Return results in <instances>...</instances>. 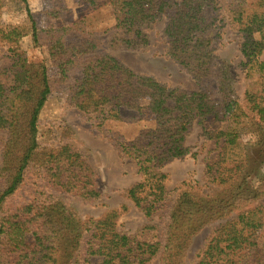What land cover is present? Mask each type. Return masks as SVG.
<instances>
[{
  "label": "trees",
  "instance_id": "1",
  "mask_svg": "<svg viewBox=\"0 0 264 264\" xmlns=\"http://www.w3.org/2000/svg\"><path fill=\"white\" fill-rule=\"evenodd\" d=\"M51 1L43 13L48 27L40 28L27 9L22 26L0 28L11 60L0 67V264H92V258L100 259L97 264H151L157 258L159 264H182L193 239L211 225L195 264H264V206L258 203L264 179L253 177L251 157L252 148L264 152V0H78L93 10L112 8L115 24L101 39L78 26L84 18L52 23L62 18L65 0ZM162 20L168 54L197 91L169 87L110 53L146 48L148 32ZM226 27L240 36L242 68L253 80L242 100L231 68L224 63L215 69L214 44ZM27 36L63 69L69 104L96 126L124 121L125 112L153 115L154 128L118 148L142 177L126 191L136 208L152 218L171 203L163 234L142 239L121 233L117 210L89 220L72 210L65 196L88 203L102 198L98 175L84 152L41 142L40 116L55 82L44 63L30 62L22 50ZM212 79L214 88H205ZM210 119L218 129L207 128ZM194 123L214 142L215 157L205 167L211 189L202 193L185 181L170 192L162 169L190 153L186 137ZM244 197L252 206H240Z\"/></svg>",
  "mask_w": 264,
  "mask_h": 264
},
{
  "label": "rangeland",
  "instance_id": "2",
  "mask_svg": "<svg viewBox=\"0 0 264 264\" xmlns=\"http://www.w3.org/2000/svg\"><path fill=\"white\" fill-rule=\"evenodd\" d=\"M52 6L51 0H27V3L22 0H0V28L9 30L22 26L28 21L27 9L37 16L39 27L46 28L49 21L43 13ZM63 7L65 9L60 15L62 18L52 23H59L58 25L65 22L79 23L84 18L85 23L78 26L100 39L104 38L103 32L115 24L113 11L109 6L93 10L89 5L78 0H65ZM164 25L165 20H162L148 32L150 43L146 48L134 51L111 50L110 53L135 72L154 76L169 87L181 88L189 92L197 91L198 84L169 56L168 42L162 32ZM21 48L30 62L44 63L48 67V76L55 82V90L40 116L41 142L52 145L56 150L61 145L70 144L74 150L84 152L98 175L102 198L95 203H88L77 197L65 196L72 210L83 220L101 219L108 212L117 210L121 212L117 223L121 233L137 235L142 239L163 234L171 203L152 218H147L136 208L126 191L140 182L142 177L138 173L136 164L123 158L118 148L120 142L134 139L143 128H154L153 115L125 112L124 121H109L102 126H96L69 104L70 89L64 80L63 69L51 64L46 48L35 47L31 36L21 41ZM214 48L217 63L215 69L217 70L218 66L224 63L231 68L235 77L234 86L237 95L242 100L248 85L253 80L246 78L242 68L244 58L241 54L240 36L232 28L226 27L222 41L216 42ZM262 58L264 59V54ZM10 65L7 46L0 43V67ZM214 86L215 80L212 79L205 88L212 89ZM219 126L212 119L207 122L210 131L218 129ZM2 141L3 136H0V146ZM186 146L190 149L186 157L174 160L162 169L169 176L167 189L173 192L187 181L196 186L200 192L207 193L211 186L206 180L205 167L207 162L215 157L214 142L206 140L202 128L194 123L187 134ZM251 157L252 175L256 176L257 182H261L264 179V152L259 148H252ZM252 202L248 197H244L239 204L243 208L248 203H250L248 206H252ZM258 203L264 206V196ZM122 206L127 210L122 212ZM149 226L154 227V230L146 229ZM214 227L212 225L206 227L193 239L182 264H195L198 254L213 234ZM260 244L264 246V229ZM99 261V258L91 259L92 264H97ZM151 264H159V259H155Z\"/></svg>",
  "mask_w": 264,
  "mask_h": 264
}]
</instances>
